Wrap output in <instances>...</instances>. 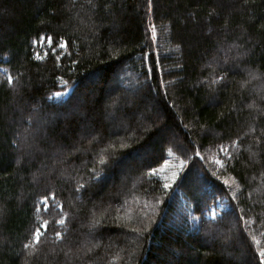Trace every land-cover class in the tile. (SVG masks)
<instances>
[{
	"label": "trees",
	"instance_id": "obj_1",
	"mask_svg": "<svg viewBox=\"0 0 264 264\" xmlns=\"http://www.w3.org/2000/svg\"><path fill=\"white\" fill-rule=\"evenodd\" d=\"M0 67V264H264V0H0ZM66 83L70 95L49 100ZM221 144L230 158L212 155ZM146 146L193 164L166 188ZM125 158H136L131 179L145 174L128 192L92 184L129 170ZM196 169L232 204L214 224ZM41 193L54 200L34 211ZM139 197L159 200L158 212L129 227L120 205ZM35 220L47 230L25 248Z\"/></svg>",
	"mask_w": 264,
	"mask_h": 264
},
{
	"label": "rangeland",
	"instance_id": "obj_2",
	"mask_svg": "<svg viewBox=\"0 0 264 264\" xmlns=\"http://www.w3.org/2000/svg\"><path fill=\"white\" fill-rule=\"evenodd\" d=\"M190 16H192L191 19L194 20L192 13L190 14ZM185 23H188V18H187V20H185ZM156 43H157V37L155 38L154 45H156ZM36 46L38 47L37 54L40 56L41 54H43L44 52H46L48 50V48L51 47V43L49 42L48 39L42 38L40 41L36 42ZM218 46H221V44H219ZM171 49H174V48H171ZM156 52L157 53L159 52V49L157 48V46H156ZM217 53H218V49L212 51L211 54L212 55H216ZM203 65H204V63H203ZM0 70L2 72H4V70H3L2 67H0ZM118 81H119L118 79H115L114 78V80L111 81V84L113 85V84H115ZM71 91H72V86L70 84L66 83V86L61 85V88L59 90L53 92L50 95V100L53 101V102L63 100V99H65L70 94ZM125 92H126L125 94L128 95V98L134 97L136 95V93H137L134 89L133 90H130L129 89V90L125 91ZM56 93H61V95L57 96ZM83 95H85V92H84ZM83 95H82V98H83ZM110 105H111V102L109 101V104L107 105V108H110L109 107ZM39 107H42V105L39 104ZM147 113H150V111L148 110ZM86 120H87V118H83V121H86ZM35 128H36V126H35ZM173 134L174 133L168 134V135H166V137L164 136V139L162 140L161 143H166L167 144V142H166L167 140L169 142L170 141H176L177 138H178V134H176L175 136H173ZM221 145L217 146L215 148V150L211 151L212 155L216 151L220 150ZM223 146L226 147V148H229L228 147L229 144H225ZM71 147H74V145L71 146ZM145 151H147L148 155L153 156L154 158H156L159 161L160 164L152 167V169H155V172H153L152 169L150 171L155 176L160 177L163 180V182H164L165 185L166 184L169 185L166 188H171L173 185H175L174 183L176 182V178H177L179 172L181 170H183L182 167L184 166V164H185V167L187 168V166L192 162V159H193V158H189V159H186L184 161H181V160L178 159V157H179L178 154H175V152L173 150H171V149L170 150L167 149L166 152H165V154H164V156L161 155L160 157H162V158L159 157L160 159L157 158L159 154H158V151L155 148H152V147L150 148V146H148V147L146 146ZM133 157H135V155ZM136 157H139V155H136ZM204 157L205 156L203 154H201V158L204 159ZM198 158L200 159V157H198ZM208 159H210V155H208ZM135 160H136V158L133 159V160L131 158V161L129 159L127 160V158H125L124 161H122V162H124L122 164H126L125 167L129 166V170H124L125 169L124 168L123 169V172H122L121 171L122 168L119 165L118 166L119 167V170L117 172H115L113 175H111L109 173L108 174L103 173L102 175L99 174L98 176L92 177L91 181L92 182H95V183H92V184H97V185H101L102 184V185L108 186L109 189L119 188V190H121L123 192V194L125 192H128L129 190L126 188V185L128 186V184H129V178L131 179L130 174L131 173L135 174V171L132 169V167L135 166L134 163H133ZM219 160H221L220 157L216 158V161L217 162ZM57 162H58L57 163V166H60L61 165V160H59ZM192 164H193V162H192ZM139 169L140 168H138V170ZM195 171L198 174L196 173V176L191 180L192 186L193 185L196 186L199 190H201L203 192H204V190L205 191H208V188L209 187H206L205 186V185H207L206 182H204V183L201 182V178H200V176H202L201 173L197 169ZM142 176H145V174H141V176L138 175V176L134 177L133 179H131V181H133V182L134 181H139L142 178ZM116 179L119 180V182H122V183H116L117 182ZM127 180H128V182H127ZM87 181L89 182V180H87ZM228 181L229 180H227L225 182H228ZM133 182H132V184H133ZM90 184H91V182H90ZM119 185H120V187H119ZM134 185H135V183H134ZM134 185H132V186L129 185V188L130 187H131V189L134 188L135 187ZM176 188L177 187L174 186V189H176ZM193 189H195V187ZM118 193L119 194H122L120 192H118ZM208 193H209V191H208ZM51 194H49V195H51ZM52 200L53 199L48 198L47 204H45L44 199H42L40 206L41 207H44V208H47L48 206L51 205V201ZM178 200H179V205H178V208H177L178 209V213H176V215H178L179 218H180L181 214L185 211L184 208H185L187 202L181 196H179ZM137 201H139V202H137ZM147 201L149 202V207L148 208L147 207L144 208L143 206L146 204ZM132 203H134V204H133L132 207H130V205ZM201 203H202L203 206H206V204H207L206 203V199L205 198H202L201 199ZM53 204L56 205L57 209H59L57 202H54ZM103 204H104V202L101 201V204L98 205L97 208H99L100 206H104ZM158 204H160L159 203V200H157V201H155L153 203L152 200H150V198H144V197H142V198L141 197L135 198L134 201L133 200H128V201L125 200L124 201V204L123 205H120V207H121V209L123 211H119L118 214L120 215V217L122 218V220H125L127 222V225L129 227H133L134 226V223H135V221H134L135 218L134 217L142 216V212H144L143 213V217L144 218H146L148 216L155 215L158 212V210L156 209V207H158ZM136 205H138V206H136ZM141 206L144 209H142ZM224 206L225 207H228V205L226 204V202L224 203ZM62 209H63V207H62ZM62 209H60V210H62ZM71 209H72V213H75L77 211L75 209V206L74 205H72ZM213 213H214V210H211L209 216L212 217L213 216ZM37 214H38V211L36 210V215ZM96 214H97V212L92 213V216L91 217H94ZM47 216H49L50 218H54L56 216V213L54 211H52V212H49L47 214ZM67 216H69V211L68 210H67ZM72 216H75V214H72ZM173 219H175V221H177V218L173 216L172 219L170 220L171 223H169V225H172V224L175 223V221ZM64 223H65V221H64ZM91 223H92V221H91ZM210 224H214V223H210ZM44 225H45V222L40 225V233H42L43 230H45L46 227H44ZM231 226H232V230L233 231H237L239 233L235 221H233V223L231 224ZM131 230L133 231L135 229L132 228ZM216 230H218V231H215L214 230V232H217L218 234L221 232L220 229H216ZM180 231H182V229ZM182 232H185V230H183ZM206 235H209V232ZM251 236L254 237L253 234L250 235V237ZM236 237H238V234L236 235ZM260 238H264V232L260 235ZM257 243H258V246L260 247V250L258 251V253L260 254L261 250H264L263 241L261 239H259ZM252 244L255 246V244H256V240L255 239L253 240ZM246 256L248 257L249 254L247 253ZM116 259L118 260V258H116ZM87 263H89V262H87ZM89 264H92V263H89Z\"/></svg>",
	"mask_w": 264,
	"mask_h": 264
},
{
	"label": "snow or ice",
	"instance_id": "obj_3",
	"mask_svg": "<svg viewBox=\"0 0 264 264\" xmlns=\"http://www.w3.org/2000/svg\"><path fill=\"white\" fill-rule=\"evenodd\" d=\"M148 3L150 4L151 3V0H148ZM153 35H155V29L153 28ZM49 39V42H51V38L49 37L48 38ZM61 44H60V47L61 48H64V47H67V41H64L63 40V38H61ZM9 79V81H11L12 80V77H9L8 78ZM56 95L57 96H59V95H61V93H56ZM220 151L221 152H223L226 156H228L229 158L231 157V152H230V150H229V148H226V147H224L223 145H221V147H220ZM218 163L221 165V166H223L224 165V163H225V161H223V160H219L218 161ZM152 171L153 172H155V169H152ZM169 185H165V187H168ZM53 198H54V194H53ZM47 201H48V197H44V202H45V204H47ZM59 223H64V221L63 220H60L59 221ZM47 226V222H45V225H44V227H46ZM40 235H41V233H40V229L39 228H37L36 230H35V233H34V239H36L37 241H39V239H40ZM56 235H60V233H56ZM25 247H27V245H25ZM260 260H264V250H261V252H260Z\"/></svg>",
	"mask_w": 264,
	"mask_h": 264
},
{
	"label": "bare ground",
	"instance_id": "obj_4",
	"mask_svg": "<svg viewBox=\"0 0 264 264\" xmlns=\"http://www.w3.org/2000/svg\"><path fill=\"white\" fill-rule=\"evenodd\" d=\"M49 100H50V96H49ZM44 197H46V194H39L38 196H36V200H35V204H34V211L36 209V206L39 207L40 204H41V200L44 199ZM36 220H35V223H33V226H32V230H31V233H30V236L24 241V245H27V247L25 248H29L31 247L30 246V241H35L34 239V233H35V230H36Z\"/></svg>",
	"mask_w": 264,
	"mask_h": 264
}]
</instances>
